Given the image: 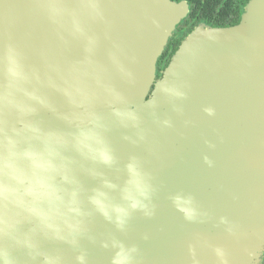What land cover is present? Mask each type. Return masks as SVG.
Here are the masks:
<instances>
[{"label": "water", "instance_id": "1", "mask_svg": "<svg viewBox=\"0 0 264 264\" xmlns=\"http://www.w3.org/2000/svg\"><path fill=\"white\" fill-rule=\"evenodd\" d=\"M59 2L68 12L79 13L87 33L96 38L91 71L122 94L125 103L120 107L134 108L140 117L138 129L121 127L104 90L88 81L95 93L92 110L106 125L116 163L95 164L71 147L64 153L74 162L87 213L86 235L79 244L87 264H110L111 250L101 246L110 237L137 244L136 264H193L190 245L198 264H218L215 247L224 249L228 264H258L264 248V0H250L233 26H197L181 40L157 79L156 60L180 20L179 6L169 0H100L103 18L96 20L83 13L82 0ZM47 7L48 0H0V52L9 44L19 49L26 69L39 78L30 87L47 96L56 110L37 106L26 119L67 137L74 128L57 113L73 117L80 109L57 87L71 81V70L87 54L84 40L69 30L68 18L52 23ZM113 53L130 78L113 66ZM5 85L0 63V89ZM164 85L184 96L164 95ZM4 119L7 128L16 126L14 114L6 112ZM164 119L172 126L163 127L159 121ZM132 156L153 185L154 215L133 213L127 231L119 233L91 209L87 196L101 178L123 185L124 165ZM92 170L100 175L90 174ZM176 193L194 198L205 214L202 222H187L175 210L170 197ZM111 197L119 202V191ZM221 217L227 225L220 223ZM39 243L59 254L63 264H76V250L69 245L43 238ZM15 255L25 264L22 250Z\"/></svg>", "mask_w": 264, "mask_h": 264}, {"label": "clouds", "instance_id": "2", "mask_svg": "<svg viewBox=\"0 0 264 264\" xmlns=\"http://www.w3.org/2000/svg\"><path fill=\"white\" fill-rule=\"evenodd\" d=\"M83 13L91 19L103 18L100 0H82ZM47 14L52 23L62 24L68 18V27L74 36L84 40L86 57L71 70V81L57 90L65 100L80 112L73 117L57 113L58 118L69 123L74 131L67 137L54 131H45L38 124L28 121L36 107L55 112L47 96L37 88L30 87L37 80L29 72L18 48L9 44L0 52L6 85L0 89V264H19L15 255L22 250L25 264H63L59 254H52L41 248L39 238L61 241L76 250V264H87V258L80 249V240L85 237V217L81 204V186L72 171L73 161L65 156L68 147L82 159L104 167H112L116 157L106 139V125L98 113L92 110L95 93L88 81L95 80L97 87L108 97L111 114L121 127L138 129L140 117L134 108H124L122 94L98 79L91 71V55L97 43L88 34L79 13L68 12L59 0H48ZM113 66L125 76L131 77L120 64L118 56L110 57ZM161 92L172 98H182L184 92L168 85ZM153 109L155 105H150ZM213 114L212 109H205ZM10 112L16 116L15 127L7 128L4 115ZM163 127H171L168 119L159 121ZM143 139V137H140ZM54 139V143L50 140ZM206 163H211L205 157ZM123 185L101 178L100 186L93 188L87 196L88 204L95 213L113 225L119 233L127 231L133 213L140 212L146 218L154 215L152 197L153 185L142 170L135 156L124 165ZM92 175H100L94 170ZM119 191L120 201H114L111 193ZM173 207L185 221L202 222L205 214L196 206L190 194L176 193L170 197ZM221 224H228L220 218ZM23 224H29L27 230ZM227 231L231 232L229 226ZM147 239V236L144 237ZM101 246L111 250L110 264H136L139 253L137 244H126L118 237H110ZM213 252L218 264H228L223 248L215 247ZM189 253L195 260V249L190 245Z\"/></svg>", "mask_w": 264, "mask_h": 264}, {"label": "flooded vegetation", "instance_id": "3", "mask_svg": "<svg viewBox=\"0 0 264 264\" xmlns=\"http://www.w3.org/2000/svg\"><path fill=\"white\" fill-rule=\"evenodd\" d=\"M169 1L179 6L181 14L160 53L171 56L179 47L181 40L199 25L229 27L237 24L250 0ZM159 72L160 75L156 76V79L161 76V71ZM258 264H264V249L259 253Z\"/></svg>", "mask_w": 264, "mask_h": 264}, {"label": "trees", "instance_id": "4", "mask_svg": "<svg viewBox=\"0 0 264 264\" xmlns=\"http://www.w3.org/2000/svg\"><path fill=\"white\" fill-rule=\"evenodd\" d=\"M172 56V55H171ZM170 55L160 54L156 60V76L158 77L160 74L159 71H162L164 67L167 65Z\"/></svg>", "mask_w": 264, "mask_h": 264}, {"label": "rangeland", "instance_id": "5", "mask_svg": "<svg viewBox=\"0 0 264 264\" xmlns=\"http://www.w3.org/2000/svg\"><path fill=\"white\" fill-rule=\"evenodd\" d=\"M264 249V248H263ZM260 253V252H259Z\"/></svg>", "mask_w": 264, "mask_h": 264}]
</instances>
